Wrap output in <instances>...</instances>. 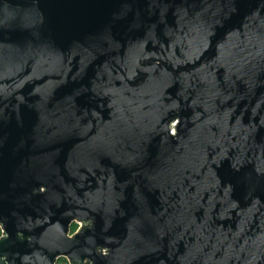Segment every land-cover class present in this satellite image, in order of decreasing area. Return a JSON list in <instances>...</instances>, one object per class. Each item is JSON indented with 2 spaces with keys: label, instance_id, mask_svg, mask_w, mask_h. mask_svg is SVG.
<instances>
[{
  "label": "water",
  "instance_id": "obj_1",
  "mask_svg": "<svg viewBox=\"0 0 264 264\" xmlns=\"http://www.w3.org/2000/svg\"><path fill=\"white\" fill-rule=\"evenodd\" d=\"M0 227V264H264V0H0Z\"/></svg>",
  "mask_w": 264,
  "mask_h": 264
},
{
  "label": "built area",
  "instance_id": "obj_2",
  "mask_svg": "<svg viewBox=\"0 0 264 264\" xmlns=\"http://www.w3.org/2000/svg\"><path fill=\"white\" fill-rule=\"evenodd\" d=\"M75 229L73 230L72 228L70 229V237H73L74 234L78 233L80 231V229L82 228V223L79 221H76L75 223ZM4 237V231L2 229V227H0V238ZM60 259H65L66 260V264H71L70 260L68 258H60ZM59 260V259H58Z\"/></svg>",
  "mask_w": 264,
  "mask_h": 264
},
{
  "label": "trees",
  "instance_id": "obj_3",
  "mask_svg": "<svg viewBox=\"0 0 264 264\" xmlns=\"http://www.w3.org/2000/svg\"><path fill=\"white\" fill-rule=\"evenodd\" d=\"M75 225L72 227V229L74 230L75 229ZM56 264H66V260L65 259H59L57 260Z\"/></svg>",
  "mask_w": 264,
  "mask_h": 264
},
{
  "label": "flooded vegetation",
  "instance_id": "obj_4",
  "mask_svg": "<svg viewBox=\"0 0 264 264\" xmlns=\"http://www.w3.org/2000/svg\"><path fill=\"white\" fill-rule=\"evenodd\" d=\"M76 221L72 224L71 228L75 225Z\"/></svg>",
  "mask_w": 264,
  "mask_h": 264
}]
</instances>
